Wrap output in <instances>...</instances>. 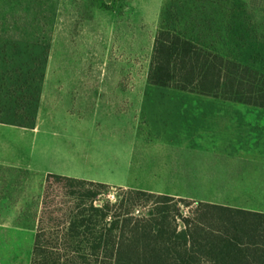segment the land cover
Returning a JSON list of instances; mask_svg holds the SVG:
<instances>
[{
	"label": "crops",
	"instance_id": "1",
	"mask_svg": "<svg viewBox=\"0 0 264 264\" xmlns=\"http://www.w3.org/2000/svg\"><path fill=\"white\" fill-rule=\"evenodd\" d=\"M239 16L243 50L250 43L252 51L263 52L264 21L249 11ZM232 26L224 13L222 28L210 34L231 36ZM89 51L94 58L47 61L31 127L0 122L5 158L17 144L6 135L28 133L35 146L32 166L47 173L264 212V143L217 138V116L225 122V102L232 100L150 83L151 58L142 70L133 36ZM86 160L104 173L80 172ZM115 168L120 173L110 170ZM150 178L171 184L141 182ZM204 185L216 198L195 194Z\"/></svg>",
	"mask_w": 264,
	"mask_h": 264
},
{
	"label": "rangeland",
	"instance_id": "2",
	"mask_svg": "<svg viewBox=\"0 0 264 264\" xmlns=\"http://www.w3.org/2000/svg\"><path fill=\"white\" fill-rule=\"evenodd\" d=\"M224 5L231 8L228 12L235 42H224L222 35L215 43L216 48L219 52L236 48L239 54L240 41L235 36L239 15L241 11H249L253 18L264 21V0H0V111L4 121L14 124L13 115L20 107L26 105L29 112L36 106L35 93L39 89L41 93L49 59L57 63L75 62L82 54L94 58L96 52L90 49L123 43L128 35L134 37L136 61L142 62L143 70V63H148L152 56L150 52L153 53L155 36L160 29L174 28L192 39L200 34L209 40V33L222 28L220 17H223ZM253 46L244 44V59L248 60ZM260 54V59L250 62L257 68L263 65L264 69L261 59L264 51ZM225 103L226 120L217 116L216 123L220 143H264V108L245 107L236 101ZM15 125L30 128L31 122ZM6 138L8 143L16 141L17 144L7 151V158L2 152L4 148H0V264H30L39 218L44 213V219L50 224L61 222L70 199L69 188L51 173L32 166L35 146L31 134L21 137L8 134ZM79 167L80 172L88 175L104 173L91 160L82 161ZM110 170L120 173L117 168ZM141 182L152 187L171 184L154 178ZM94 188L100 192L97 204L114 203L129 196L125 193L128 186ZM194 192L200 198H216L208 195L210 190L205 185ZM197 201L200 200L175 197L171 205L175 204L184 216H190ZM151 203L136 205L135 213H147Z\"/></svg>",
	"mask_w": 264,
	"mask_h": 264
},
{
	"label": "trees",
	"instance_id": "3",
	"mask_svg": "<svg viewBox=\"0 0 264 264\" xmlns=\"http://www.w3.org/2000/svg\"><path fill=\"white\" fill-rule=\"evenodd\" d=\"M222 9L224 14L231 8ZM236 28L239 33L240 23ZM208 36L192 39L174 28L160 29L150 83L264 108V69L253 63L261 52L252 51L248 60L241 44L239 54L234 47L219 52L215 43L222 35ZM224 42H235L233 34ZM39 95L40 89L36 106L29 112L20 107L12 123L32 125ZM0 122L7 123L1 111ZM52 177L66 183L70 199L61 222L51 225L44 213L39 218L30 264H264V212L197 201L192 214L184 216L171 205L174 196L131 188L125 191L128 197L97 204L100 192L94 187L107 184ZM149 202L147 213H135L136 205Z\"/></svg>",
	"mask_w": 264,
	"mask_h": 264
},
{
	"label": "water",
	"instance_id": "4",
	"mask_svg": "<svg viewBox=\"0 0 264 264\" xmlns=\"http://www.w3.org/2000/svg\"><path fill=\"white\" fill-rule=\"evenodd\" d=\"M108 1V0H107Z\"/></svg>",
	"mask_w": 264,
	"mask_h": 264
}]
</instances>
